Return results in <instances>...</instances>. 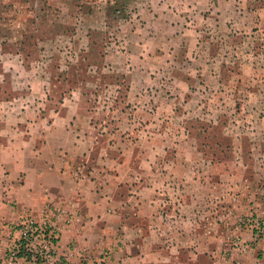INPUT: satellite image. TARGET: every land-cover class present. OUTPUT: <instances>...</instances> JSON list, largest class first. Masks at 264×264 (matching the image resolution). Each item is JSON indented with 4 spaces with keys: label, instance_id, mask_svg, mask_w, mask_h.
Instances as JSON below:
<instances>
[{
    "label": "rangeland",
    "instance_id": "rangeland-1",
    "mask_svg": "<svg viewBox=\"0 0 264 264\" xmlns=\"http://www.w3.org/2000/svg\"><path fill=\"white\" fill-rule=\"evenodd\" d=\"M62 103L164 209L213 199L219 222L252 230L226 247L264 253V0H0V144L45 130Z\"/></svg>",
    "mask_w": 264,
    "mask_h": 264
},
{
    "label": "crops",
    "instance_id": "crops-1",
    "mask_svg": "<svg viewBox=\"0 0 264 264\" xmlns=\"http://www.w3.org/2000/svg\"><path fill=\"white\" fill-rule=\"evenodd\" d=\"M61 105L45 130L0 144V264H47L8 257L26 218L58 231L56 251L69 264L104 260L102 253H110L104 264H158L156 255L165 253L158 236L170 242L169 253L176 251L168 255L173 264H264L261 242L249 241L252 250L226 247L229 237L253 238L251 229L237 225L236 214L219 222L212 199L199 215L195 197L169 200L164 209L155 184L131 175L124 155L102 152L101 139L74 113L76 105ZM173 243L182 261L173 260L180 250Z\"/></svg>",
    "mask_w": 264,
    "mask_h": 264
},
{
    "label": "built area",
    "instance_id": "built-area-1",
    "mask_svg": "<svg viewBox=\"0 0 264 264\" xmlns=\"http://www.w3.org/2000/svg\"><path fill=\"white\" fill-rule=\"evenodd\" d=\"M56 213L61 214L62 210L57 209ZM20 227L22 232L21 238L27 239L26 247L28 251V256L22 258L33 263H37L38 259H42L44 263L48 264H69L58 256L55 241L58 239V233L55 230H48L45 225L35 222L32 218L22 220ZM254 234L257 236V231ZM240 246L245 249L248 247V244L242 243ZM18 251L19 243L17 242L9 250V259L11 261L19 258L17 255Z\"/></svg>",
    "mask_w": 264,
    "mask_h": 264
},
{
    "label": "trees",
    "instance_id": "trees-1",
    "mask_svg": "<svg viewBox=\"0 0 264 264\" xmlns=\"http://www.w3.org/2000/svg\"><path fill=\"white\" fill-rule=\"evenodd\" d=\"M56 243L58 242V239L55 240ZM19 251L17 253L18 257H27L28 256V251H27V247H26V244H27V239L25 238H21L19 241ZM29 259V258H28ZM43 260L42 259H38L37 260V263H42Z\"/></svg>",
    "mask_w": 264,
    "mask_h": 264
}]
</instances>
